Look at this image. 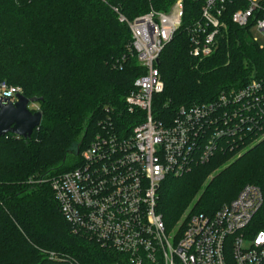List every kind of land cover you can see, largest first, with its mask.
<instances>
[{"label": "trees", "instance_id": "16d2710c", "mask_svg": "<svg viewBox=\"0 0 264 264\" xmlns=\"http://www.w3.org/2000/svg\"><path fill=\"white\" fill-rule=\"evenodd\" d=\"M174 1L0 0V81L40 98L37 110L42 111L30 138L0 137V264H58L49 259L51 251L79 264H111L119 258L73 233L51 181L81 163L83 149L103 125H133L126 96L145 70L129 53L131 30L119 15L133 20L151 9L168 11ZM183 2L182 24L158 64L165 88L155 96V108L162 113L211 101L223 90L264 78V46L253 40L251 24L241 27L231 18L247 0L226 3L215 50L206 57L190 53L188 32L201 18L205 0ZM248 142L165 179L156 210L167 228L191 203L196 212L213 213L247 183L258 185L264 196V140L202 188L223 155ZM259 230H264V202L249 225L250 234Z\"/></svg>", "mask_w": 264, "mask_h": 264}, {"label": "built area", "instance_id": "2783aa9c", "mask_svg": "<svg viewBox=\"0 0 264 264\" xmlns=\"http://www.w3.org/2000/svg\"><path fill=\"white\" fill-rule=\"evenodd\" d=\"M231 1L205 0L201 18L188 27L193 56L213 53ZM183 14L178 0L169 11L151 9L133 20L119 15L131 30L129 53L145 70L126 96L133 125H103L83 149L81 163L51 184L73 233L118 255L111 264H264V230L249 233L264 202L258 185L245 184L213 213H192L177 237L156 210L167 177L182 176L217 152L238 148L264 128V78L173 112L155 108V96L165 88L160 54ZM231 18L241 27L255 25L264 35V0H247ZM253 40L259 42L256 36ZM18 94H23L20 86L0 81V97L16 102ZM47 255L58 264H79L63 253Z\"/></svg>", "mask_w": 264, "mask_h": 264}, {"label": "water", "instance_id": "95a60500", "mask_svg": "<svg viewBox=\"0 0 264 264\" xmlns=\"http://www.w3.org/2000/svg\"><path fill=\"white\" fill-rule=\"evenodd\" d=\"M39 100L38 97L30 98L24 94H18L16 102L0 97V137L13 133L30 138L35 128L41 124L42 111H32L29 105Z\"/></svg>", "mask_w": 264, "mask_h": 264}, {"label": "rangeland", "instance_id": "374dc122", "mask_svg": "<svg viewBox=\"0 0 264 264\" xmlns=\"http://www.w3.org/2000/svg\"><path fill=\"white\" fill-rule=\"evenodd\" d=\"M178 0H175L174 3L170 6V8L168 9L171 10L172 7L174 6V4L177 2ZM183 1V0H182ZM184 3V2H183ZM152 8V7H151ZM251 33L253 36H256L259 40L260 44L264 43V35L258 30V28L254 25L251 26L250 28ZM137 59V58H136ZM138 61V59H137ZM139 63V62H138ZM38 103H31L29 105V108L31 110L34 109H38ZM262 140H264V130L262 131V133H260L256 138H254L252 140V142H248L245 147L240 148L235 150V152H231V154L226 153L223 156L222 162L220 165H218L217 167H215L212 171H210L208 173V175L205 177L203 183H202V188L205 187V185L211 181L214 176L220 171L222 170V168H225L227 166H229L231 163H233L235 160L239 159L240 157H242L244 154L248 153L252 148H254L256 145H258V143H260ZM250 143V144H249ZM164 182V181H163ZM162 182V184H163ZM196 211L193 210V203H191L189 206H187V208L185 209V211L182 213L181 217L177 220L176 224L171 227L168 228V230L170 231V233H175V237H177L183 230L184 224L187 220V218ZM76 260V259H75Z\"/></svg>", "mask_w": 264, "mask_h": 264}]
</instances>
